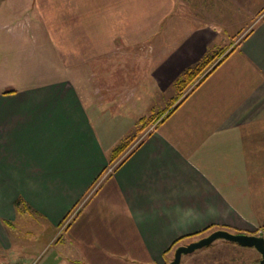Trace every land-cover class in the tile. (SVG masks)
Listing matches in <instances>:
<instances>
[{"label":"crops","instance_id":"1","mask_svg":"<svg viewBox=\"0 0 264 264\" xmlns=\"http://www.w3.org/2000/svg\"><path fill=\"white\" fill-rule=\"evenodd\" d=\"M36 2L65 71L135 52L182 4ZM192 42L162 65L165 84L205 53ZM77 81L0 86V264H167L213 229L264 230V17L113 163L127 134L104 129Z\"/></svg>","mask_w":264,"mask_h":264},{"label":"rangeland","instance_id":"2","mask_svg":"<svg viewBox=\"0 0 264 264\" xmlns=\"http://www.w3.org/2000/svg\"><path fill=\"white\" fill-rule=\"evenodd\" d=\"M179 1L182 4L177 5L170 20L163 23L162 31L151 41L146 39L138 44L135 52L115 53L88 66L65 71L60 60L56 59L57 55L51 51L36 0H0V86L21 82L26 85L34 80L44 81L74 73L79 88L87 92L90 106L97 107L101 112L99 117L104 129L118 130L127 134L125 138L132 137L131 150L190 92L221 56L181 90L180 81L185 72L197 67L206 55L224 54L238 46L258 20L264 17V0ZM193 34L205 36L199 37L200 47L205 49V53L194 58L197 60L165 84L164 75L160 72L162 65L178 49L190 46L192 41H199ZM144 122L146 126L142 129ZM214 230L189 238L179 245L198 240ZM251 234L264 236V230ZM179 245L174 247V251ZM19 250L14 247L12 253L19 254ZM173 258L174 252L167 263ZM261 258L262 254L254 247L217 239L209 246L183 255L180 264H255Z\"/></svg>","mask_w":264,"mask_h":264},{"label":"water","instance_id":"3","mask_svg":"<svg viewBox=\"0 0 264 264\" xmlns=\"http://www.w3.org/2000/svg\"><path fill=\"white\" fill-rule=\"evenodd\" d=\"M217 239H226L236 242L241 246L254 247L261 254L262 258L255 264H264V236L258 234L234 232L225 228H219L212 231L209 235L201 237L198 240L188 244L179 245L175 249L174 258L167 264H180L183 255L194 252L197 249L211 245Z\"/></svg>","mask_w":264,"mask_h":264},{"label":"trees","instance_id":"4","mask_svg":"<svg viewBox=\"0 0 264 264\" xmlns=\"http://www.w3.org/2000/svg\"><path fill=\"white\" fill-rule=\"evenodd\" d=\"M237 47L234 46L233 48H231L228 52L224 53V54H220V53H214L212 55H206L204 57V59L197 65V67L193 68H189L187 70V72H185L184 77L181 79L180 83H181V90L184 89L185 87H187L189 84H191L192 82L195 81V79H197V77L203 73V71L219 56H221L218 61L213 65L212 68H210L200 79L199 81L193 86V88L191 90H193L196 86H198L204 79H206V77L216 68L218 67L223 61L224 59L230 54V52H232L235 48ZM190 90V91H191ZM189 93H187L182 100H180L171 110L168 111L167 115L168 116L171 112H173L184 100V98L188 95ZM165 116V117H166ZM153 117H150V119H152ZM143 118L140 119V121ZM147 122V121H146ZM146 122L143 123L142 125V129H145L146 126ZM132 137H127L125 139H123L114 149L112 152V156L110 158V163L115 162L118 157H120L124 152H126L130 145L133 143L132 142Z\"/></svg>","mask_w":264,"mask_h":264}]
</instances>
